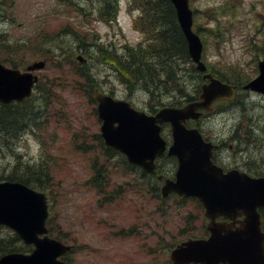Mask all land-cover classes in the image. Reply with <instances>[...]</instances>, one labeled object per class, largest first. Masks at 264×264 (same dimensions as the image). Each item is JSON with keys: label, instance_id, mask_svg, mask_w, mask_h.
I'll list each match as a JSON object with an SVG mask.
<instances>
[{"label": "rangeland", "instance_id": "obj_1", "mask_svg": "<svg viewBox=\"0 0 264 264\" xmlns=\"http://www.w3.org/2000/svg\"><path fill=\"white\" fill-rule=\"evenodd\" d=\"M221 1L191 0L190 6L193 2L197 7L196 22L201 25L206 22L207 27H213L217 23L227 26L228 20L233 21L232 16L224 15L223 6L216 9ZM235 1L238 5L236 27L220 41L218 50L209 31L201 26L202 34L207 37L205 54L210 62H217L211 64L216 70L223 64H237L240 71L236 72L254 76L255 57L248 50L247 41L255 26L260 24L255 18V10H264V0ZM126 4V0H120L117 20L108 24L90 20L91 16L86 20L80 15L79 7L93 11L95 15L99 0H0V59L16 62L23 69L28 62L44 58L48 60L46 66L36 73L45 80L49 78L58 83L54 98L41 114L42 120L51 119L53 114L55 118L45 128L35 129L36 132L29 130L8 144L0 141V171L9 172L16 159L45 164L52 180L51 187L44 192L51 206L49 215L53 228L64 232L60 237L62 241L75 246L65 256L70 264H149L155 259L168 258L169 244L187 235H182L183 228L192 235H202L206 224L196 201H180L173 195L162 200L153 195L152 187L140 178L139 172H125L120 154L111 160L104 154L96 133L100 121L84 93L75 87L79 76L74 73L78 68L74 53L79 43L75 31L83 34L85 29L93 30L100 35L98 41L106 45L116 43L118 47L127 41L141 40V33L132 26ZM86 36L96 37L91 31ZM83 56L106 91L112 90L115 97L127 99L147 112L150 104L157 106L144 88L136 86L132 89L131 83L121 81L112 64L113 67ZM180 66L188 67L189 64ZM230 71L226 69L217 74L233 80L235 72ZM176 72L180 73L182 69ZM194 82H189L190 92ZM159 98L162 102L171 99L167 94L159 95ZM243 108L250 117L240 121ZM243 124L264 126V96L247 92L230 108L205 117L202 127L206 135L224 142L222 157L228 165L250 170L248 161L251 160L250 166L263 167L261 171H264V134L263 139L252 140L240 151L229 138ZM162 132L170 140L169 128L164 127ZM77 138L88 144L87 152L74 149ZM95 156L108 170L109 188L114 194L111 202L104 205L99 204L97 192L85 183L93 174L91 160ZM161 165L170 169L174 161L163 160ZM115 188H118V194ZM121 228L131 231L126 236L116 234ZM13 234L11 229L0 226V238H9ZM13 244L23 245L19 240Z\"/></svg>", "mask_w": 264, "mask_h": 264}, {"label": "water", "instance_id": "obj_2", "mask_svg": "<svg viewBox=\"0 0 264 264\" xmlns=\"http://www.w3.org/2000/svg\"><path fill=\"white\" fill-rule=\"evenodd\" d=\"M179 23L188 42L192 59L204 71L200 61L201 42L191 30V12L187 0H172ZM44 61L27 66L28 70L40 68ZM257 77L245 85L264 93V58L259 62ZM208 83L202 85L201 100L182 107H163L156 114L148 115L135 109L128 101L118 100L97 91V110L102 119L101 131L105 142L126 153L131 162L141 164L147 171H154L155 158L161 155L166 142L160 136L161 124L170 122L173 143L168 154H175L178 167L175 179H164L162 193L174 191L181 195L198 197L210 218L207 239H187L171 250L170 259L177 264H264V233L260 229L257 208L264 205V176L251 177L238 169L226 172L216 165L212 157L213 144L205 141L196 127L187 128V118L198 119L196 108H209L219 98L232 96L230 85L205 73ZM37 76L29 71L7 68L0 63V100H21L31 92ZM224 105L219 104L217 107ZM159 123V124H158ZM161 177V176H159ZM243 214L241 227L231 228L217 222L223 215L234 219ZM48 215L46 197L22 182L0 181V223L14 229L25 243H33L30 253L10 252L0 257V264H66L58 257L70 245L50 237L45 221ZM234 224L230 222L229 225Z\"/></svg>", "mask_w": 264, "mask_h": 264}, {"label": "trees", "instance_id": "obj_3", "mask_svg": "<svg viewBox=\"0 0 264 264\" xmlns=\"http://www.w3.org/2000/svg\"><path fill=\"white\" fill-rule=\"evenodd\" d=\"M116 1L112 0V4L111 1L102 0L100 9L105 20L112 21L115 18ZM129 2L130 6H137L141 10V15L134 20V26L144 34V41L139 46L125 45L124 52L118 54L116 48L96 45L97 49H94L89 45L86 46L85 37L76 34L79 42L84 47L82 50L87 54L93 53L91 55L97 56L101 61L112 64L125 82L131 83L133 87L145 88L150 93L151 99L154 98L157 103H160L159 98L156 97L157 90H163V92L170 94L172 104H181L186 100L195 98L199 91L200 74L193 67L188 78L182 74L187 81L196 80L192 89L194 94H191L186 90L189 83L180 78L181 72L177 73L175 70L179 68L180 61L190 63V58L170 0H129ZM93 44L95 45V43ZM13 65L16 66L15 63ZM83 68L85 69L81 77L84 78L85 85L78 90L83 92L89 101H93L92 93L97 84L93 78L94 76L89 72L90 67L84 66ZM244 80L242 77L240 80L238 79L236 84L241 86ZM51 83H53V80ZM40 84L38 83L36 88H39ZM48 87L41 89V95L38 98L40 101L54 97L55 88L52 89L50 83H48ZM75 87L77 88V86ZM45 107L46 105L38 104L34 97L28 98L24 102L0 103V141L8 144L16 136L19 137V134L23 131L41 124V114ZM243 109L247 113L245 108ZM262 134H264V126L262 127L259 124L245 126L244 128L239 126L235 129L231 138L236 139L242 147L243 144L248 145L252 140L263 139ZM248 159H250L249 156ZM248 162L250 164L251 160ZM262 163L264 164V160ZM12 167L9 172L0 171V179L21 181L38 189L46 188L49 184V171L41 163L36 165L30 161L16 159ZM107 172L108 170L104 166L99 167L91 179L88 180L89 185L95 186L100 192H104L109 183ZM142 176L150 180L154 178L145 173H142ZM104 201H107V199ZM47 224L50 234L57 238L64 234L61 230L57 231L53 228L51 219L48 220ZM15 240H19L16 234L11 235L9 238H0V254L7 250L29 248L25 245L15 246L13 244ZM149 264L172 263L166 258L152 260Z\"/></svg>", "mask_w": 264, "mask_h": 264}, {"label": "bare ground", "instance_id": "obj_4", "mask_svg": "<svg viewBox=\"0 0 264 264\" xmlns=\"http://www.w3.org/2000/svg\"><path fill=\"white\" fill-rule=\"evenodd\" d=\"M29 124H30V123H29ZM16 138H18V137L16 136ZM14 139H15V138H14ZM14 139H13V140H14Z\"/></svg>", "mask_w": 264, "mask_h": 264}]
</instances>
